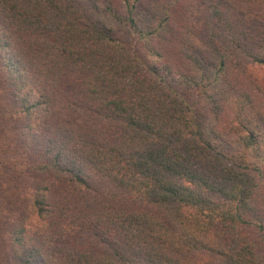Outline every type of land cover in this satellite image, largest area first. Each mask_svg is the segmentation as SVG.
<instances>
[{
	"label": "trees",
	"instance_id": "obj_1",
	"mask_svg": "<svg viewBox=\"0 0 264 264\" xmlns=\"http://www.w3.org/2000/svg\"><path fill=\"white\" fill-rule=\"evenodd\" d=\"M0 264H264V0H0Z\"/></svg>",
	"mask_w": 264,
	"mask_h": 264
}]
</instances>
